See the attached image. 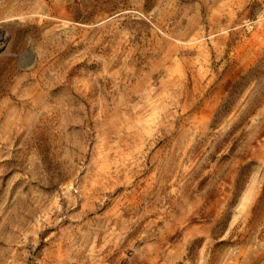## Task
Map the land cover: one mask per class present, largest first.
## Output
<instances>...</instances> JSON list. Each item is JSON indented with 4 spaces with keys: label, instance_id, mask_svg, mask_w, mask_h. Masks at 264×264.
<instances>
[{
    "label": "rangeland",
    "instance_id": "374dc122",
    "mask_svg": "<svg viewBox=\"0 0 264 264\" xmlns=\"http://www.w3.org/2000/svg\"><path fill=\"white\" fill-rule=\"evenodd\" d=\"M0 264H264V0H0Z\"/></svg>",
    "mask_w": 264,
    "mask_h": 264
}]
</instances>
